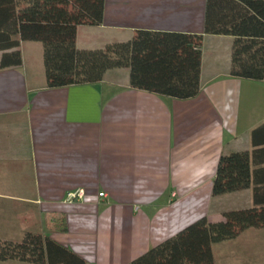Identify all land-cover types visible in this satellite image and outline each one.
I'll use <instances>...</instances> for the list:
<instances>
[{
  "label": "crops",
  "instance_id": "0c3cea01",
  "mask_svg": "<svg viewBox=\"0 0 264 264\" xmlns=\"http://www.w3.org/2000/svg\"><path fill=\"white\" fill-rule=\"evenodd\" d=\"M204 4L103 0L102 22L78 24L75 43L97 48L136 28L201 32ZM232 40L203 34L199 91L184 99L132 87L126 66L48 86L42 43L21 40V63L0 66V238L37 230L85 264H131L202 216L253 205L252 186L212 193L220 153L252 149L251 130L264 121V80L229 73ZM56 215L66 230H48ZM212 250L215 264H264V227Z\"/></svg>",
  "mask_w": 264,
  "mask_h": 264
},
{
  "label": "trees",
  "instance_id": "16d2710c",
  "mask_svg": "<svg viewBox=\"0 0 264 264\" xmlns=\"http://www.w3.org/2000/svg\"><path fill=\"white\" fill-rule=\"evenodd\" d=\"M103 0H0V66L19 65L21 40H39L46 84L61 86L102 79L113 67H129V84L184 99L199 91L203 34H230L229 73L264 80V0H205L201 32L136 28L126 40L97 48L76 46L80 23L99 24ZM253 148L221 152L212 193L252 186L253 205L228 209L218 220L202 216L151 245L131 264H215L212 244L249 227H264V121L251 130ZM63 215L48 230H66ZM85 264L48 233L26 230L18 239L0 238V260Z\"/></svg>",
  "mask_w": 264,
  "mask_h": 264
},
{
  "label": "built area",
  "instance_id": "2783aa9c",
  "mask_svg": "<svg viewBox=\"0 0 264 264\" xmlns=\"http://www.w3.org/2000/svg\"><path fill=\"white\" fill-rule=\"evenodd\" d=\"M82 192H83V191H82L81 188H79V189H77L76 191H73V192H68V194H67V198L70 199L71 197H73V196H75V195H80V194H82ZM98 194L101 195V196H102V195H103V196L105 195V193H104L103 191H99Z\"/></svg>",
  "mask_w": 264,
  "mask_h": 264
},
{
  "label": "rangeland",
  "instance_id": "374dc122",
  "mask_svg": "<svg viewBox=\"0 0 264 264\" xmlns=\"http://www.w3.org/2000/svg\"><path fill=\"white\" fill-rule=\"evenodd\" d=\"M34 41H35V42H37V43H38V45H41L39 41H36V40H34Z\"/></svg>",
  "mask_w": 264,
  "mask_h": 264
}]
</instances>
